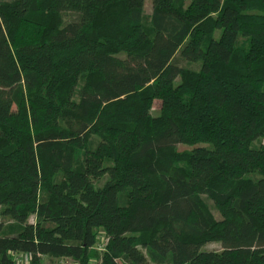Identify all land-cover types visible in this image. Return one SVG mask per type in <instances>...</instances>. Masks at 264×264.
<instances>
[{"label": "trees", "instance_id": "16d2710c", "mask_svg": "<svg viewBox=\"0 0 264 264\" xmlns=\"http://www.w3.org/2000/svg\"><path fill=\"white\" fill-rule=\"evenodd\" d=\"M150 1L0 4V264H264V0Z\"/></svg>", "mask_w": 264, "mask_h": 264}, {"label": "rangeland", "instance_id": "374dc122", "mask_svg": "<svg viewBox=\"0 0 264 264\" xmlns=\"http://www.w3.org/2000/svg\"><path fill=\"white\" fill-rule=\"evenodd\" d=\"M16 1L17 0H0V4H12V3L16 2ZM47 9H48L47 5H44L42 11H45V13H46ZM143 14H144L145 21H148L149 20V16L151 14V1L150 0H145L144 7H143ZM219 36H220V32L219 31L214 32V34H213V38L214 39H218ZM188 67H190L193 70H199L200 63L198 62V63H195V64H191ZM177 83H178V81L176 80L174 84L176 85ZM160 108H161V102L159 100H154L152 102V107H151V111H150L151 116L154 117V118H157L159 116V113H160ZM97 142H98V140L95 137H92L91 146L92 145L96 146ZM262 142L264 143V139L262 140ZM198 147L210 148V146L207 145V144L179 145V146L176 147V152H177V154L179 156H182V154L190 153L191 151H193L195 148H198ZM251 147L252 148L258 147V143L253 142L251 144ZM177 164H181V163L178 162ZM106 181H107V178L104 177L102 179L93 181V183H94V186L98 188V187L103 186L106 183ZM203 201H204V204H205L206 208L208 209L209 212H211L213 217L216 220H219L220 219V215L217 212L216 207L214 206V204L211 201V199H209L208 197L204 196L203 197ZM28 221H29V223H34L35 222L34 221V217H30ZM6 223H7V221H6ZM99 239H100V243L102 242V244H103V242L105 240V236H104V234L102 232L99 234ZM202 250L203 251L219 252V251H221V248H220L219 244L209 243V244H206L202 248ZM14 260H16V262H22L23 261V257L22 256H18V257L15 256ZM64 264H73V261H64Z\"/></svg>", "mask_w": 264, "mask_h": 264}, {"label": "crops", "instance_id": "0c3cea01", "mask_svg": "<svg viewBox=\"0 0 264 264\" xmlns=\"http://www.w3.org/2000/svg\"><path fill=\"white\" fill-rule=\"evenodd\" d=\"M18 257V256H24L25 255H21V254H13V257ZM41 264H60L63 261H72L71 259H66V258H62V259H51L48 257H41ZM29 264V263H28ZM73 264H76L75 262H73Z\"/></svg>", "mask_w": 264, "mask_h": 264}, {"label": "built area", "instance_id": "2783aa9c", "mask_svg": "<svg viewBox=\"0 0 264 264\" xmlns=\"http://www.w3.org/2000/svg\"><path fill=\"white\" fill-rule=\"evenodd\" d=\"M105 244H106V239L104 240V242H103V244H102V242L100 243V244H98L97 246H96V250L98 251V252H103V250H104V247H105ZM23 257V261L22 262H16V260H15V262L17 263V264H28L29 263V259H28V257L25 255V257L24 256H22ZM60 264H64V261L62 262V263H60Z\"/></svg>", "mask_w": 264, "mask_h": 264}]
</instances>
